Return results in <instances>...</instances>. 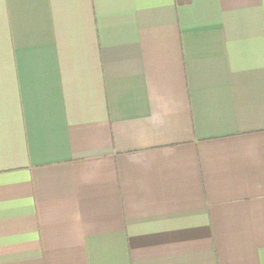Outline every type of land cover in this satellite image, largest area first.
Returning <instances> with one entry per match:
<instances>
[{
    "label": "crops",
    "instance_id": "1",
    "mask_svg": "<svg viewBox=\"0 0 264 264\" xmlns=\"http://www.w3.org/2000/svg\"><path fill=\"white\" fill-rule=\"evenodd\" d=\"M0 264H264V0H0Z\"/></svg>",
    "mask_w": 264,
    "mask_h": 264
}]
</instances>
